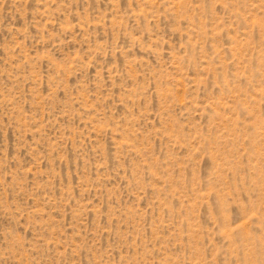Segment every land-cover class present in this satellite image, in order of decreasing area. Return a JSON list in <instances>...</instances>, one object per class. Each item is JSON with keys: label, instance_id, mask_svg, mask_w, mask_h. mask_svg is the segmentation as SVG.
<instances>
[{"label": "rangeland", "instance_id": "1", "mask_svg": "<svg viewBox=\"0 0 264 264\" xmlns=\"http://www.w3.org/2000/svg\"><path fill=\"white\" fill-rule=\"evenodd\" d=\"M0 264H264V0H0Z\"/></svg>", "mask_w": 264, "mask_h": 264}]
</instances>
